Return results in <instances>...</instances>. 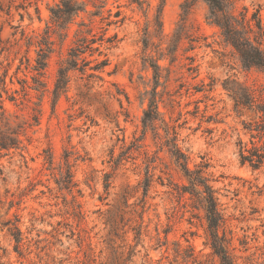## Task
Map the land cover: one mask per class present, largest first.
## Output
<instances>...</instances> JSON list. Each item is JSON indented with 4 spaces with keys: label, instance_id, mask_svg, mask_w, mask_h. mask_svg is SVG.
I'll return each mask as SVG.
<instances>
[{
    "label": "rangeland",
    "instance_id": "rangeland-1",
    "mask_svg": "<svg viewBox=\"0 0 264 264\" xmlns=\"http://www.w3.org/2000/svg\"><path fill=\"white\" fill-rule=\"evenodd\" d=\"M56 1L0 0V104L19 119L40 110L38 125L21 137L22 150L0 151V264H219L205 245L204 211L182 192L188 180L165 144L173 132L188 167L202 168L216 191L220 233L234 263L264 264V165H240L237 148L239 140L248 143L243 123L255 114L236 110L221 86L231 78L264 91V75L241 68L206 24L201 0L172 64L169 48L182 31L185 0H107L126 21L108 32L118 42L104 50L108 65L100 78L72 72L66 91L53 95L75 22L64 40L51 35L45 91H22L21 79L33 85L31 66ZM243 7L261 9L264 23V0L236 2ZM149 60L160 66L157 78ZM154 91L167 125L144 128ZM13 226L18 244L8 230Z\"/></svg>",
    "mask_w": 264,
    "mask_h": 264
},
{
    "label": "trees",
    "instance_id": "trees-1",
    "mask_svg": "<svg viewBox=\"0 0 264 264\" xmlns=\"http://www.w3.org/2000/svg\"><path fill=\"white\" fill-rule=\"evenodd\" d=\"M201 1L208 7L205 16L206 24L216 29L220 43L237 58L241 68L246 71L255 69L264 75V23L261 9H253L252 11L245 7L237 9L236 2L239 0ZM195 2L196 0H185L181 5L182 13L179 27L182 31H176L172 36V46L169 48L170 64L175 61V52L183 38H189V35L182 32L186 27L188 16L195 6ZM125 21L126 16L120 6H117L115 10L108 8L107 0H57L54 6L50 8V24L47 25L38 42L39 48L35 64L31 66L33 85H29L25 78L21 79L22 91L26 92L27 89L40 93L45 91V82L42 77L45 74L48 59L53 52L54 42L51 35L57 34L64 40L67 36L68 26L75 22L77 28L74 33V40L67 52V57L57 69L53 95L57 99L66 91L72 72L77 71L88 77L100 78V73L104 72L108 65L107 54L104 53V50L113 48L118 42L117 34L108 35V32L110 28L121 27ZM155 24L161 31L162 7L155 14ZM143 43L144 47L147 48L148 40L144 39ZM149 66L154 72V78H157L159 64L149 60ZM189 66L187 70L192 71L193 67ZM221 86L233 101L236 110L249 108L255 114L253 121L243 123V129L249 136L248 143L239 140L237 148L240 165L258 170L264 165V91H257L231 78L224 79ZM3 90L5 91V86ZM8 100L13 103L16 102V98L13 96L9 97ZM39 115L40 110L37 106L32 109L30 119H19L17 115H7L3 105L0 104V151L22 150L21 137L26 134L28 128L38 125ZM160 120L162 123L164 122L160 118L156 92L154 91L147 108L144 110L142 123L144 128L154 129ZM173 134L174 136L168 139L165 144L188 180L189 185L185 186L182 192H187L195 197L204 211L205 245L209 246L212 254L218 258L219 264H235L228 252L229 241L223 233H220L224 220L218 209L216 191L202 168L193 171L188 167V157L177 144V133L173 132ZM109 187L110 183L108 179H105V191ZM8 228L11 236L18 244L21 240L20 231L16 226Z\"/></svg>",
    "mask_w": 264,
    "mask_h": 264
}]
</instances>
